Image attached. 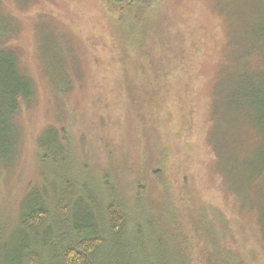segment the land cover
Masks as SVG:
<instances>
[{
  "label": "rangeland",
  "instance_id": "rangeland-1",
  "mask_svg": "<svg viewBox=\"0 0 264 264\" xmlns=\"http://www.w3.org/2000/svg\"><path fill=\"white\" fill-rule=\"evenodd\" d=\"M115 8L112 0H0V46L12 51L0 55L34 89L16 116L11 153L0 155L1 221H14L43 178L87 181L123 197L129 223L140 195L152 221L169 213L199 250L193 224L204 213L240 264H264L255 213L240 209L264 203V174L246 167L260 140L236 100L240 78L264 75V0ZM51 126L62 130L68 162L38 147ZM240 142L246 159L236 160Z\"/></svg>",
  "mask_w": 264,
  "mask_h": 264
},
{
  "label": "trees",
  "instance_id": "trees-1",
  "mask_svg": "<svg viewBox=\"0 0 264 264\" xmlns=\"http://www.w3.org/2000/svg\"><path fill=\"white\" fill-rule=\"evenodd\" d=\"M152 1L112 0L121 15L130 9L148 8ZM10 51L0 46V53ZM12 59L9 55H0L1 156L11 153L16 116L34 92L31 81L20 74ZM236 95L238 105L241 103L237 108L245 111L249 128L260 140L255 158L246 161L251 171L258 164L254 173L257 177L264 174V75L254 73L240 78ZM41 135L40 150L51 149L62 160L68 157L62 130L51 126ZM240 147L241 142L236 160L245 158L247 148ZM212 150L215 158L217 152ZM46 180L43 178L24 194L13 222L3 223L0 216V264H240L234 253L220 243L213 219L204 218V213L193 224L195 237L203 240V248L199 250L185 242L169 213L156 218L157 223L152 221L151 208L142 211L146 203L138 204L140 195L129 204L136 216L129 223L123 211V197H118L110 187L103 190L98 184L100 191L87 181L76 185L66 178L59 184H49ZM139 187L136 192L141 194L142 186ZM240 209L255 213L256 225L264 239V203Z\"/></svg>",
  "mask_w": 264,
  "mask_h": 264
}]
</instances>
